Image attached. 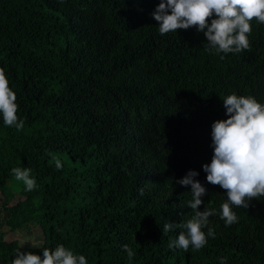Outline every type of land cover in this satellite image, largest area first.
<instances>
[{
  "label": "trees",
  "instance_id": "obj_1",
  "mask_svg": "<svg viewBox=\"0 0 264 264\" xmlns=\"http://www.w3.org/2000/svg\"><path fill=\"white\" fill-rule=\"evenodd\" d=\"M159 3L0 0V68L25 122L17 131L0 115L1 224L43 231L37 247L0 235V264L17 249L43 258L59 244L87 264H264V197L233 207L239 220L226 226V190L203 170L211 126L228 118L222 99L251 95L264 105V23L250 21V50L221 59L204 50L196 26L161 35L152 17ZM14 167L31 168L38 187L25 191ZM189 170L208 190L199 210L217 215L215 238L185 252L168 247L181 229H162L191 215V187L175 183Z\"/></svg>",
  "mask_w": 264,
  "mask_h": 264
},
{
  "label": "clouds",
  "instance_id": "obj_2",
  "mask_svg": "<svg viewBox=\"0 0 264 264\" xmlns=\"http://www.w3.org/2000/svg\"><path fill=\"white\" fill-rule=\"evenodd\" d=\"M213 14L215 18L209 23ZM152 17L158 22L161 35L196 26V30L206 37L204 50L216 55L223 53V59L229 53L250 50V21L264 23V0H160ZM222 100L228 118L216 120L211 126L213 156L210 164L203 165V170L207 173V182L226 190L227 199L220 205L219 215L225 225L230 226L239 220L233 207L248 209L253 199L264 197V105L254 96L236 93ZM16 101L17 95L9 87L5 71L0 68V115L6 127L20 131L25 122L17 117ZM52 159L56 168L61 169L58 156L53 155ZM11 173L17 181L23 182L25 191L38 187L31 168L14 167ZM198 175V172L189 170L183 178L175 181L191 187V199L186 205L192 211L190 217L180 223L169 221L163 224V233L181 229L178 236L169 241V249L187 252L191 245L193 251H199L207 244L206 236L215 238L209 217L217 215V210L206 206L203 211L199 210L204 204L202 197L208 194V190L195 179ZM205 228L206 233L202 230ZM122 249L132 261L135 251L128 244L122 245ZM42 251L43 258L17 249L11 264H87L84 255L63 244L54 249L45 247ZM218 259L219 264H226V257Z\"/></svg>",
  "mask_w": 264,
  "mask_h": 264
},
{
  "label": "rangeland",
  "instance_id": "obj_3",
  "mask_svg": "<svg viewBox=\"0 0 264 264\" xmlns=\"http://www.w3.org/2000/svg\"><path fill=\"white\" fill-rule=\"evenodd\" d=\"M20 198L21 196L14 192L11 201L16 202ZM5 200H7L6 196L0 192V235H3L8 241H16L20 247L40 246L43 242V231L39 225L27 223L19 228L12 229L6 223L1 224V222H5V215L2 211Z\"/></svg>",
  "mask_w": 264,
  "mask_h": 264
}]
</instances>
